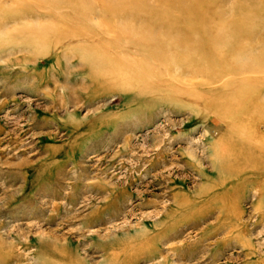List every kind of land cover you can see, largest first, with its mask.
<instances>
[{
  "label": "rangeland",
  "instance_id": "obj_1",
  "mask_svg": "<svg viewBox=\"0 0 264 264\" xmlns=\"http://www.w3.org/2000/svg\"><path fill=\"white\" fill-rule=\"evenodd\" d=\"M262 100L264 0H0V264H264Z\"/></svg>",
  "mask_w": 264,
  "mask_h": 264
},
{
  "label": "bare ground",
  "instance_id": "obj_2",
  "mask_svg": "<svg viewBox=\"0 0 264 264\" xmlns=\"http://www.w3.org/2000/svg\"><path fill=\"white\" fill-rule=\"evenodd\" d=\"M42 4L49 5V1L51 0H37ZM162 21L166 22V18H162ZM164 26V25H163ZM250 31L249 30H242L239 31L237 33L234 34V37L231 36V38H233V43L231 44H223L221 45L220 41H222V37H215L214 39L213 36L211 37L213 41V44L211 45V47L209 49H206L205 47H200V52L202 54V51L205 50L204 52L207 54H215L218 53V55L222 58L216 60L215 66H216V74H212L208 70H203L204 67H196L195 64H191V63H184V66L187 67V69H189L191 72H193L194 74H198L200 73L199 71L205 73L207 75L208 78H212L211 80L220 77L219 75H223V74H227V75H231L232 78H236V77H242L243 74H245L244 72L246 71V69H240L238 67H236L235 63L236 62H240L242 58L248 56L250 54V51L252 49V46H249V48L246 45H243L241 42L244 41L245 39L250 41ZM164 45L163 44V40H161L160 43V48L164 49V47L161 46ZM190 50V49H189ZM210 50V51H209ZM187 53V52H186ZM191 54V53H190ZM188 54V55H190ZM186 55V54H185ZM183 61V60H182ZM184 61H186V59L184 58ZM214 63V62H213ZM221 63V64H218ZM190 64V65H189ZM183 65V62L179 63V65H176L177 68H181L184 66H180ZM213 69V68H210ZM185 70V69H184ZM250 72H255L254 70L250 71ZM209 74L211 77H209ZM262 102L261 104H259L258 108L256 109L257 111L254 112V115L257 120H260V122L264 123V102L263 100L260 101ZM264 138V137H262ZM264 164V160H260V167H262L261 165ZM247 166H245L244 168H246ZM253 163L249 164L248 168H253ZM264 167V165H263ZM241 169V168H240Z\"/></svg>",
  "mask_w": 264,
  "mask_h": 264
}]
</instances>
